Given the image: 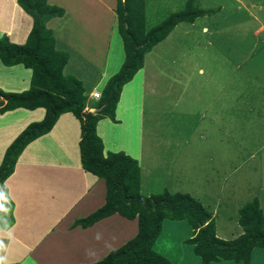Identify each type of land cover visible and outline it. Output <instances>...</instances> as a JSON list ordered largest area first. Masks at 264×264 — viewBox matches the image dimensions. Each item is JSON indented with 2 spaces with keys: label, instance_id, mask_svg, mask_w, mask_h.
<instances>
[{
  "label": "crops",
  "instance_id": "crops-1",
  "mask_svg": "<svg viewBox=\"0 0 264 264\" xmlns=\"http://www.w3.org/2000/svg\"><path fill=\"white\" fill-rule=\"evenodd\" d=\"M45 1L63 9L61 16L45 22V26L52 31L54 49L67 53L62 73L78 79L83 94L89 101H94L90 93L100 92L107 78L118 70L123 60L122 43L113 11L115 0ZM254 2L264 5V0ZM173 3V0L169 1V4ZM198 7L212 10V6ZM247 9L251 10L249 7ZM202 17L206 16H198L191 23H176L161 41L143 55L144 59L178 28H183V24L189 23L190 28L204 19ZM213 25L202 24L201 30L208 33L210 27L211 33H214ZM30 27V16L20 8L16 0H0V36L4 35L12 43H23ZM258 27V31L264 30L262 25ZM157 52L154 53L158 57L164 56L165 51ZM154 57L155 54L148 60L151 66ZM198 71L202 72V69ZM143 72L144 68H139L122 85L114 107L113 120L103 117L96 122L95 132L102 142L103 152L123 151L137 161L139 192L143 195L166 189L170 193H186L197 201V196H212L216 201L210 210L200 204L210 212L213 222L218 210L231 209V214L222 216V221L227 227L235 228V235H239L242 230L237 222V211L242 204L257 196L258 206L264 213V156L259 165V173L248 171L241 176L245 193H240L242 190L236 184L240 178L228 180L227 177L218 181V188L208 192L209 179L202 167L199 166L198 170L188 175L186 166V156L200 155L204 143L187 140L184 136L177 138L178 132L181 135V124L172 125L171 115L165 117L163 114L159 123L151 111L144 110ZM29 77L30 69L22 64L5 66L0 62L1 90H25L29 85ZM210 78L214 80L209 79V91L205 87V91L200 89L189 95L190 102L187 97L184 98L187 107H196L197 123L198 119L218 111L215 101L219 97L226 101L235 97L233 91L229 93L223 90L218 77L212 75ZM224 78L227 79L221 82L228 83L231 78L229 72ZM204 84L207 86L209 82L205 80ZM146 98L148 101L149 95ZM177 102L174 106L181 107ZM43 114L42 107H16L0 113V160L12 139L29 122L40 120ZM177 114L180 115V112L177 111ZM158 126L162 130H158ZM198 127L202 129L203 124ZM78 139V120L70 112L61 113L49 131L24 146L11 173L3 180V185L7 182L5 192L10 200L7 219L12 232L11 239L0 237L7 246L6 252L2 253L7 256V264H91L135 235L136 218L127 219L118 213L105 216L86 227L75 224L77 219L101 206L105 195L103 179L83 170L80 165ZM201 140L205 141L204 136ZM194 172L199 173V176L194 175ZM254 181L258 182L257 194L251 187ZM211 183L214 184V181ZM247 184L250 186L246 187ZM242 196L243 202L225 207L229 200H238ZM230 218L231 221H228Z\"/></svg>",
  "mask_w": 264,
  "mask_h": 264
},
{
  "label": "trees",
  "instance_id": "trees-1",
  "mask_svg": "<svg viewBox=\"0 0 264 264\" xmlns=\"http://www.w3.org/2000/svg\"><path fill=\"white\" fill-rule=\"evenodd\" d=\"M16 3L30 16L31 27L23 43H12L4 35L0 36V62L5 66L20 63L29 68V85L19 92L0 89V113L16 107H42L44 114L40 120L29 122L5 148L0 160V186L24 146L49 131L61 113L70 112L79 122L80 165L83 170L102 178L105 186L103 204L77 219L75 224L86 227L112 213L137 221L133 237L91 264H171L152 248L163 219L187 222L192 233L186 242L191 244L199 264L219 260L247 264L253 248H264V213L255 197L237 211L242 232L232 239L219 238L215 235L210 212L188 194L170 193L166 189L141 194L137 161L123 151L103 152L102 142L95 132L100 118L113 120L121 87L141 68L143 55L176 23H191L196 17L211 13V9L196 6L194 0H185L182 8L147 27L145 0H115L113 11L123 60L105 81L98 98L89 101L83 94L81 82L62 73L67 53L54 49L52 31L45 26L50 18L61 16L63 9L45 0H16Z\"/></svg>",
  "mask_w": 264,
  "mask_h": 264
},
{
  "label": "rangeland",
  "instance_id": "rangeland-1",
  "mask_svg": "<svg viewBox=\"0 0 264 264\" xmlns=\"http://www.w3.org/2000/svg\"><path fill=\"white\" fill-rule=\"evenodd\" d=\"M169 1L171 0H145L147 27L182 8L185 0H173V4H169ZM254 1L256 0H194L195 5L197 2L198 6H212L213 11L205 14L206 17H202L204 19L190 28L189 23L183 24V28H178L168 40L152 49L142 60L145 80L144 110L151 111L159 123L163 114L165 117L171 115L172 125L181 124V135L178 132L177 138L184 136L187 140L204 143L200 155L186 156V166L188 175L198 170L199 166L202 167L209 179L208 192L218 188V181L227 177L228 180L240 178L236 184L242 190L240 193H245L241 176L248 171L259 173V165L264 156V30L258 31L259 25L264 27V5ZM217 7L219 9L216 12ZM202 24H214V33H211L210 27L208 33L202 31ZM157 51H165L164 56L158 57ZM154 54L151 66V61L148 60ZM199 68L202 72L198 71ZM228 72L231 75L228 83L221 82L227 79L224 77ZM212 75L220 79L223 90L229 93L233 91L235 97L228 101L220 100L219 97L215 101L218 111L198 119L197 123L196 107H187L184 98L187 97L189 101V95L200 89L205 91V87L209 91V79H213L210 78ZM205 80L209 82L207 86L204 84ZM177 100L181 104L179 108L174 106ZM196 124H203L202 129ZM158 130H162L161 126H158ZM203 136L205 141L201 140ZM194 175L199 176V173L194 172ZM251 187L257 191L256 194L259 193L257 181ZM197 197L208 210L216 201L212 196ZM243 200V196L238 200H229L225 207L234 206ZM230 214L231 209L218 210L214 221L217 237L232 239L238 235H235V228L227 227L222 221V216ZM227 220L231 221V218ZM191 233V228L184 219H163L152 248L172 264H199L191 244L186 242ZM209 264L243 263L219 260ZM247 264H264V248H253Z\"/></svg>",
  "mask_w": 264,
  "mask_h": 264
},
{
  "label": "clouds",
  "instance_id": "clouds-1",
  "mask_svg": "<svg viewBox=\"0 0 264 264\" xmlns=\"http://www.w3.org/2000/svg\"><path fill=\"white\" fill-rule=\"evenodd\" d=\"M97 99V98H95ZM5 185L0 186V237H7L8 239L12 238V232L9 227V222L7 219V214L10 211V200L5 192ZM7 250V246L4 243V239L0 238V264H7V256L2 254L5 253Z\"/></svg>",
  "mask_w": 264,
  "mask_h": 264
},
{
  "label": "built area",
  "instance_id": "built-area-1",
  "mask_svg": "<svg viewBox=\"0 0 264 264\" xmlns=\"http://www.w3.org/2000/svg\"><path fill=\"white\" fill-rule=\"evenodd\" d=\"M98 96H99V91H93L92 93H90V98L95 99L98 98Z\"/></svg>",
  "mask_w": 264,
  "mask_h": 264
}]
</instances>
